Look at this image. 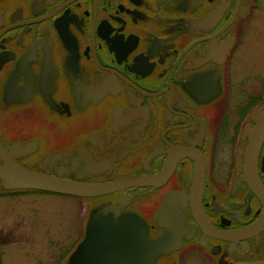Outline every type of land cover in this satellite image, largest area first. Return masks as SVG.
<instances>
[{
	"label": "flooded vegetation",
	"instance_id": "1",
	"mask_svg": "<svg viewBox=\"0 0 264 264\" xmlns=\"http://www.w3.org/2000/svg\"><path fill=\"white\" fill-rule=\"evenodd\" d=\"M263 1L0 0V264H264V66L232 100ZM48 194L86 206L64 254L10 206Z\"/></svg>",
	"mask_w": 264,
	"mask_h": 264
},
{
	"label": "rangeland",
	"instance_id": "2",
	"mask_svg": "<svg viewBox=\"0 0 264 264\" xmlns=\"http://www.w3.org/2000/svg\"><path fill=\"white\" fill-rule=\"evenodd\" d=\"M264 5V1H263ZM253 25L255 31H251L248 35L247 50L253 51L249 56L236 58L237 66L235 72V83L232 100L237 104H245L249 102L248 97L244 95L243 86L250 80L252 75L260 71L264 66V10L258 12ZM256 84L253 81L248 82L247 88L254 89ZM261 87V85H259ZM260 89V88H259ZM10 206H17L19 210L29 209L30 206H35L41 212L39 215H31L30 219L37 220L40 223H46L51 229V236L58 238L59 252L64 254L71 248L74 242H78L83 231V218L85 215V204L72 199H67L58 195H41L28 197L20 201L11 199ZM31 209V208H30ZM82 222V223H81ZM46 248V244L41 245ZM18 252H14L16 255Z\"/></svg>",
	"mask_w": 264,
	"mask_h": 264
},
{
	"label": "water",
	"instance_id": "3",
	"mask_svg": "<svg viewBox=\"0 0 264 264\" xmlns=\"http://www.w3.org/2000/svg\"><path fill=\"white\" fill-rule=\"evenodd\" d=\"M253 119L256 121V125L253 131H249L250 143L248 154L255 157L264 141V106L253 113ZM24 177L23 181L20 182L22 185L21 187L24 188L51 191L79 197L91 196V194L100 192V188H88L72 182H64L58 179L33 175L32 173H28V175H25ZM88 238L89 234L87 232V239L80 244L77 255L87 252V249L90 246Z\"/></svg>",
	"mask_w": 264,
	"mask_h": 264
}]
</instances>
